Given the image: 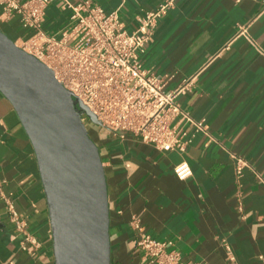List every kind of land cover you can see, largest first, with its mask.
Instances as JSON below:
<instances>
[{"label":"crops","instance_id":"1","mask_svg":"<svg viewBox=\"0 0 264 264\" xmlns=\"http://www.w3.org/2000/svg\"><path fill=\"white\" fill-rule=\"evenodd\" d=\"M62 0L46 8L43 27L59 35L69 11ZM78 2L80 0H70ZM119 10L128 30L164 0H92ZM0 6V17H1ZM13 40L26 37L19 16L0 18ZM24 34L22 35V33ZM145 67L168 78L171 90L192 80L178 98L213 140L199 135L185 153L161 151L132 136H91L100 148L110 208L112 264H150L137 248L143 233L170 242L183 261L226 264L224 242L239 264L264 255V0H176L158 20ZM236 157L247 164L237 178ZM187 161L181 180L174 167ZM0 184L41 241L34 254L6 216L0 197V264H55L49 211L33 144L12 103L0 91ZM243 211L237 208L238 201ZM139 219L142 231L132 227Z\"/></svg>","mask_w":264,"mask_h":264},{"label":"built area","instance_id":"2","mask_svg":"<svg viewBox=\"0 0 264 264\" xmlns=\"http://www.w3.org/2000/svg\"><path fill=\"white\" fill-rule=\"evenodd\" d=\"M52 0H0L1 19L19 16L28 32L15 40L18 47L49 67L58 82L96 115L103 132L120 140L132 136L152 144L161 151L185 153L199 135L213 140L205 118L197 119L183 109L178 98L185 94L192 80L167 89L168 78L144 66L146 52L159 18L176 0H164L159 8L137 17L135 30H128L119 10L106 11L92 0L61 1V9L69 11L67 25L59 35L49 34L43 27L46 8ZM83 124L88 115L80 110ZM237 178L247 162L236 157ZM181 179L191 176L187 161L174 167ZM0 197L6 206V216L18 233L24 235L22 249L34 254L42 243L29 231L28 222L17 209L15 200L1 189ZM237 208L243 211L238 201ZM1 218V215H0ZM132 227L142 231L138 218ZM226 264H239L229 243H223ZM142 257L150 264H200L183 261L180 251L170 242L160 241L143 233L137 242ZM264 264V255H259Z\"/></svg>","mask_w":264,"mask_h":264},{"label":"water","instance_id":"3","mask_svg":"<svg viewBox=\"0 0 264 264\" xmlns=\"http://www.w3.org/2000/svg\"><path fill=\"white\" fill-rule=\"evenodd\" d=\"M0 91L36 153L55 264H112L108 184L100 148L80 110L96 115L0 27Z\"/></svg>","mask_w":264,"mask_h":264},{"label":"rangeland","instance_id":"4","mask_svg":"<svg viewBox=\"0 0 264 264\" xmlns=\"http://www.w3.org/2000/svg\"><path fill=\"white\" fill-rule=\"evenodd\" d=\"M87 126L89 127L90 129V132H91V135L95 137V134H101L103 132V130L98 127L95 123H93L89 117H87Z\"/></svg>","mask_w":264,"mask_h":264},{"label":"trees","instance_id":"5","mask_svg":"<svg viewBox=\"0 0 264 264\" xmlns=\"http://www.w3.org/2000/svg\"><path fill=\"white\" fill-rule=\"evenodd\" d=\"M2 31H3V30H2ZM3 32H4V31H3ZM23 34H24V32L22 33V35H23ZM27 35H28V33L25 32V36H27ZM8 36H9V35H8ZM14 41H15V40H14ZM89 134H90V136H92L90 131H89ZM91 138H92V137H91ZM92 139H93V138H92ZM93 140H94V139H93ZM100 153H101V152H100Z\"/></svg>","mask_w":264,"mask_h":264}]
</instances>
